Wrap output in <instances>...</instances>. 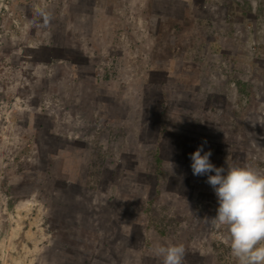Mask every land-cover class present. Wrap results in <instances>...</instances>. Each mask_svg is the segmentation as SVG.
<instances>
[{
  "label": "rangeland",
  "instance_id": "rangeland-1",
  "mask_svg": "<svg viewBox=\"0 0 264 264\" xmlns=\"http://www.w3.org/2000/svg\"><path fill=\"white\" fill-rule=\"evenodd\" d=\"M0 264H264V0H0Z\"/></svg>",
  "mask_w": 264,
  "mask_h": 264
}]
</instances>
